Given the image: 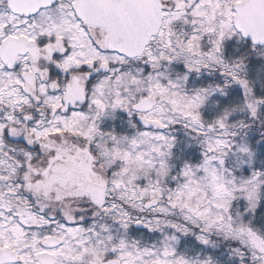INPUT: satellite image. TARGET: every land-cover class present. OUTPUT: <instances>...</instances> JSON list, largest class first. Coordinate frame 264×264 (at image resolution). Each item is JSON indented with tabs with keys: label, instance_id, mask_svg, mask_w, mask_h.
I'll return each mask as SVG.
<instances>
[{
	"label": "snow or ice",
	"instance_id": "snow-or-ice-1",
	"mask_svg": "<svg viewBox=\"0 0 264 264\" xmlns=\"http://www.w3.org/2000/svg\"><path fill=\"white\" fill-rule=\"evenodd\" d=\"M0 264H264V0H0Z\"/></svg>",
	"mask_w": 264,
	"mask_h": 264
}]
</instances>
